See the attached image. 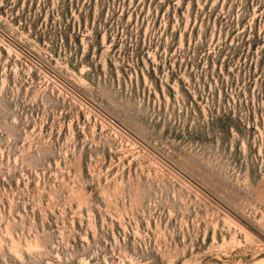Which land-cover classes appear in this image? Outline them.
Listing matches in <instances>:
<instances>
[{
    "label": "rangeland",
    "instance_id": "rangeland-1",
    "mask_svg": "<svg viewBox=\"0 0 264 264\" xmlns=\"http://www.w3.org/2000/svg\"><path fill=\"white\" fill-rule=\"evenodd\" d=\"M0 264H264V0H0Z\"/></svg>",
    "mask_w": 264,
    "mask_h": 264
}]
</instances>
